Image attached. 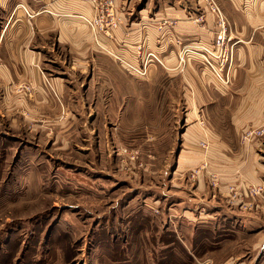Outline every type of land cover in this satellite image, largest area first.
Wrapping results in <instances>:
<instances>
[{"label":"rangeland","instance_id":"obj_1","mask_svg":"<svg viewBox=\"0 0 264 264\" xmlns=\"http://www.w3.org/2000/svg\"><path fill=\"white\" fill-rule=\"evenodd\" d=\"M213 1L226 27L221 54L214 44L219 12L200 0L201 16L213 13L218 28L205 44L176 38L181 44L172 75L162 54L144 48L143 40L135 53L125 54L129 60L106 47L85 73L74 74L72 87L83 89L84 100L70 102L76 110L67 117L72 128H30L21 117L12 122L0 115V264H216L226 256L212 250L221 232L181 229L178 215L180 200L192 199L201 177L208 178L214 204L241 212L264 192L262 184L237 182L221 192L207 156L210 132L201 130L197 138L199 120L183 79L188 55L201 56L223 85L232 79L234 42ZM120 6L116 27L135 22L143 30L145 19L164 3L120 0ZM258 125L240 128L242 145L264 143L242 137ZM171 206L178 210L175 220Z\"/></svg>","mask_w":264,"mask_h":264},{"label":"crops","instance_id":"obj_2","mask_svg":"<svg viewBox=\"0 0 264 264\" xmlns=\"http://www.w3.org/2000/svg\"><path fill=\"white\" fill-rule=\"evenodd\" d=\"M114 1L120 12V0ZM216 2L234 42L232 79L223 85L201 56L188 55L183 79L199 120L197 138L201 130L212 136V128H217L210 136L207 156L210 168L218 172L220 191L230 182L264 185V143L242 145L238 140L247 122L264 123V0ZM163 3L145 19L143 30L131 22L108 35L92 32L83 18L93 15V0H0V115L12 122L21 117L24 123H32L30 128H72L73 121L67 117L76 116V110L70 102L84 100L83 89L72 87L74 74L85 73L106 47L129 60L125 54L135 53V44L143 40L144 48L162 54L164 67L172 75L181 42L208 43L218 26L213 13L201 16L204 4L200 0ZM20 4L26 5L29 14ZM22 81L32 86L30 93L17 91ZM207 179H198V194L191 200H180V228L213 227L221 232L212 250L226 256L216 264H264V192L241 212L234 205L214 204ZM174 211L178 210L171 206L172 220Z\"/></svg>","mask_w":264,"mask_h":264},{"label":"built area","instance_id":"obj_3","mask_svg":"<svg viewBox=\"0 0 264 264\" xmlns=\"http://www.w3.org/2000/svg\"><path fill=\"white\" fill-rule=\"evenodd\" d=\"M211 7L213 9H217L219 12V21H220V28L217 31L214 44L218 49V54H221V51L223 50V47L226 45V27L224 22V17L220 13L218 7L215 5L213 0H209ZM208 2V3H209ZM95 4V10L96 14L92 17L84 16V20L87 24L91 25L92 29L95 31H100L105 34H108L116 28L121 22H122V16L120 12L115 7V1L114 0H94ZM187 47V46H186ZM206 51V50H205ZM210 51V50H208ZM216 54V55H218ZM153 55V54H152ZM215 55V56H216ZM221 61H225L223 58ZM32 89V86L29 83H22L18 85L17 91L22 93H30ZM251 136V138H257L264 140V123L260 124L254 128H246L243 131L242 137L244 140H249L248 137ZM261 186H258L255 188V192L261 191Z\"/></svg>","mask_w":264,"mask_h":264}]
</instances>
